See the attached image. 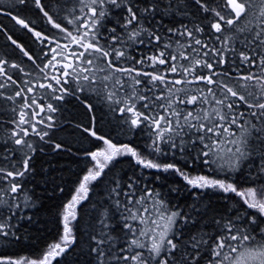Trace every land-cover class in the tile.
Here are the masks:
<instances>
[{
  "label": "snow or ice",
  "instance_id": "1",
  "mask_svg": "<svg viewBox=\"0 0 264 264\" xmlns=\"http://www.w3.org/2000/svg\"><path fill=\"white\" fill-rule=\"evenodd\" d=\"M0 264H264V0H0Z\"/></svg>",
  "mask_w": 264,
  "mask_h": 264
}]
</instances>
